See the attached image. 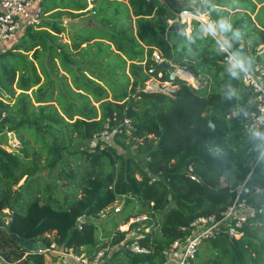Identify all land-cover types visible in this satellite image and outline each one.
Listing matches in <instances>:
<instances>
[{
  "label": "trees",
  "instance_id": "16d2710c",
  "mask_svg": "<svg viewBox=\"0 0 264 264\" xmlns=\"http://www.w3.org/2000/svg\"><path fill=\"white\" fill-rule=\"evenodd\" d=\"M39 4V22L0 48V264H46L43 251L10 232L87 256L111 248L99 264H164V250L186 233L181 227L219 213L241 184L262 210L237 238L203 239L191 264H264V139L244 125L256 94L223 61L217 40L196 19L188 34L167 30L174 13L166 0ZM204 6L232 51L264 67V0ZM84 13L96 24L67 27ZM154 52L188 69L197 85L157 70ZM149 78L172 84V94L145 89ZM106 127L112 142L100 137ZM8 132L19 140L10 150ZM117 202L101 240L93 218ZM142 213L149 231L127 237L119 225ZM133 239L149 251L120 243Z\"/></svg>",
  "mask_w": 264,
  "mask_h": 264
},
{
  "label": "built area",
  "instance_id": "2783aa9c",
  "mask_svg": "<svg viewBox=\"0 0 264 264\" xmlns=\"http://www.w3.org/2000/svg\"><path fill=\"white\" fill-rule=\"evenodd\" d=\"M173 13L174 17L169 19V21L180 20L186 23L187 26L191 23L192 19L200 21L204 30L217 40L219 48L223 52V61L240 70L242 81L246 85H250L256 94L255 108L250 111L244 125L248 130L264 133V67L258 64L248 65L235 54L230 46L221 39L217 25L215 21L211 20L208 12L184 8L178 11L173 10ZM40 17L41 7L38 0H0V48L6 40H10L27 26L38 23ZM261 47L262 45L258 49ZM154 58L158 62L164 60L157 52H154ZM171 64L173 68L168 69L171 77L178 75L186 78L184 74L186 70L191 74L184 66L179 69L177 64L172 62ZM177 69L180 72L176 71ZM124 123L128 124L129 120L125 118ZM109 134L111 133L106 127L100 132V137L105 139ZM7 141V148L9 150L19 145V140L14 135L10 136L8 134ZM262 151H264V141ZM187 169L189 176L196 178L192 166L189 165ZM248 192L249 188L247 186L244 184L239 185L235 189L233 199L219 213L197 216L187 226H182L181 229L185 230L186 233L182 237L175 238L169 247L164 250L167 261H173L174 264H191V257L203 239L216 237L220 233L226 234L230 238L239 237L243 233L245 222L263 208V206L254 205L249 200ZM114 209L115 211L120 210L119 207H115ZM147 218H149L147 213L138 214L131 217L126 223L119 225V229L127 230L132 223H142ZM149 228V225H145L143 229L144 231H149ZM120 243L133 252L149 251V248L140 244L137 239L122 240ZM108 248L102 247L94 254L87 256L76 252L72 247L64 243L60 244L52 240L41 251L46 252L50 257H56L61 261V264H99Z\"/></svg>",
  "mask_w": 264,
  "mask_h": 264
},
{
  "label": "rangeland",
  "instance_id": "374dc122",
  "mask_svg": "<svg viewBox=\"0 0 264 264\" xmlns=\"http://www.w3.org/2000/svg\"><path fill=\"white\" fill-rule=\"evenodd\" d=\"M86 1L88 2V7H90L92 5V0H86ZM39 3H41L44 7H51L52 5L60 4L61 3V0H40ZM81 17H88V18H90V16L88 15V13H84V15H82ZM94 24H96V23H94ZM187 31H189V30H187ZM63 35H64V37H63L64 40H69L68 39L69 36H68V34L66 32H64ZM4 47H6V45H2L1 46V49L4 48ZM177 67L179 69L183 68L181 65H178V64H177ZM186 72L188 74V71L187 70H186ZM181 74H183V73H181ZM187 79L189 80V82H191V83H193L195 85H197V83H198V80L194 76H192V74L188 75V78ZM144 88L145 89H160V90H162L164 92H167L169 94H172V90L175 87L172 84H170L169 82L159 81L157 78H149L146 81ZM8 134H10V136L13 135L11 132H9ZM8 134H7V140H8ZM105 139L107 141H109V142H112L113 141L111 134H109L108 136H106ZM94 143H95V139H92L91 141L88 142L89 145H94ZM7 144H8V141H7ZM7 144H4V146H5L6 149H8L7 148ZM39 174H40V176L44 177V179L46 181L51 182V176H48L46 170H42ZM221 180L225 184V178H224V176L221 177ZM21 182H22V179L18 182V184L21 183ZM59 182H61V181H59ZM121 205H122V202H117L114 205V208L115 207H119L120 208ZM114 208L113 207L107 208L106 210H104L103 212H101V214L99 215L98 218H93V220L98 224V229H97L96 235L101 240H105V238H106L105 236L108 234V232H111L112 231V227L111 226H113V224H114V223H112L113 222V219H114V217L112 218L113 211H115ZM4 219L7 220L8 217H5ZM143 223H146V222H142V223L139 222L136 225L130 226L128 228V230H127V234H126L127 237L133 236L136 233H138V234L141 233L142 232V229H143ZM5 227H7V226H4V228ZM46 236L53 238L54 231L46 232ZM110 250H111V248H108L107 252L110 253ZM45 256H46V264H61V261L60 260H58L54 256L53 257L52 256L51 257L48 256V254H46V252H45Z\"/></svg>",
  "mask_w": 264,
  "mask_h": 264
},
{
  "label": "water",
  "instance_id": "95a60500",
  "mask_svg": "<svg viewBox=\"0 0 264 264\" xmlns=\"http://www.w3.org/2000/svg\"><path fill=\"white\" fill-rule=\"evenodd\" d=\"M171 8L175 11L187 8V9H193L198 11H205L204 3L206 0H166ZM65 24L69 29H71L73 26H83V25H91V19L88 17H79V18H73L68 19L65 21ZM167 30H179L181 32L186 33L187 32V24L181 22L180 20H173L170 21ZM173 65L171 62L164 60H161L156 65L157 70L161 69H172ZM0 226H2V222L0 220ZM5 230L9 232V228L5 227ZM11 238L18 241L20 245L26 247L28 250H43L46 248V244L41 240H31V239H22L16 232H10Z\"/></svg>",
  "mask_w": 264,
  "mask_h": 264
},
{
  "label": "crops",
  "instance_id": "0c3cea01",
  "mask_svg": "<svg viewBox=\"0 0 264 264\" xmlns=\"http://www.w3.org/2000/svg\"><path fill=\"white\" fill-rule=\"evenodd\" d=\"M38 2H40V0H38ZM205 11L206 12H208L209 13V11H208V9H206L205 8ZM90 19H91V25H93L94 24V21H93V19L90 17ZM170 22V21H169ZM191 24V23H190ZM190 24H188V26H187V30H189L190 31ZM217 28H218V26H217ZM189 31H187L186 32V34H188L189 33ZM218 31H219V28H218ZM221 37V36H220ZM223 40V39H222ZM226 43V42H225ZM4 44V43H3ZM227 45H228V43H226ZM228 46H230V45H228ZM49 256V255H48ZM164 264H174V262L173 261H167V262H165Z\"/></svg>",
  "mask_w": 264,
  "mask_h": 264
},
{
  "label": "clouds",
  "instance_id": "9594fccd",
  "mask_svg": "<svg viewBox=\"0 0 264 264\" xmlns=\"http://www.w3.org/2000/svg\"><path fill=\"white\" fill-rule=\"evenodd\" d=\"M253 135H254L255 137H259V138L264 139V133H261V132H259V131H255V132L253 133Z\"/></svg>",
  "mask_w": 264,
  "mask_h": 264
},
{
  "label": "bare ground",
  "instance_id": "6f19581e",
  "mask_svg": "<svg viewBox=\"0 0 264 264\" xmlns=\"http://www.w3.org/2000/svg\"><path fill=\"white\" fill-rule=\"evenodd\" d=\"M176 71H179V70L177 69ZM179 72H180V71H179ZM184 74H185V77H186V78H188V75H190V73L187 74V72L184 73Z\"/></svg>",
  "mask_w": 264,
  "mask_h": 264
}]
</instances>
